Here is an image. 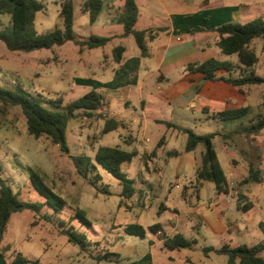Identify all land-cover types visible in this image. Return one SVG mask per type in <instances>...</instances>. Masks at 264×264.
Segmentation results:
<instances>
[{
    "label": "crops",
    "instance_id": "0c3cea01",
    "mask_svg": "<svg viewBox=\"0 0 264 264\" xmlns=\"http://www.w3.org/2000/svg\"><path fill=\"white\" fill-rule=\"evenodd\" d=\"M65 1L61 2V7ZM71 1L75 4L74 0ZM81 1L83 7L86 0ZM102 1V9L92 24L89 13H84L82 8L81 11L93 29L90 36L113 37L112 41L103 48L91 50L84 49L81 51L76 45L78 49L75 53L79 54L78 65L82 66L86 73V78L79 80L80 83L104 96L107 108L101 111L102 124L112 118L122 123L119 129L112 131L117 133L115 137L118 138V142L112 145L106 142L104 146L119 147L126 152H137L135 158L139 159V167L142 168L143 165H146V171L149 167L152 169L160 165V172H163L165 166L170 165L171 160L175 158L186 162L188 165L192 164L197 172L201 164L203 147L199 146L189 153L185 152V148L183 151L168 150L170 139L176 138L179 133L183 132L168 129L166 125L160 123V121H167L177 124L173 121L146 114V103L149 99H156L160 106H162L163 101L171 107L177 106L184 110L187 118H189V114L195 117L197 134L230 133L238 128L242 123H224L214 118V114L226 109L250 107L251 111L243 120V124H247L257 116L264 115V83L234 87L223 82H205L202 79V74H192L185 70L189 63L205 62L213 58L236 62L237 57L235 55L227 56L217 47L216 43L219 36L214 30L227 22L244 24L254 20L256 17L250 15L251 11L253 7L264 6V0H136L140 9V16L136 25L138 29L167 28L149 44L150 57H142L136 43L137 48L134 49L126 46L125 43L133 37H120L124 33V28L118 22L120 15L117 9L122 6L124 0ZM254 44H256L255 48ZM119 45L124 46L126 50L121 62L117 63L114 60L113 49ZM252 47L259 58L256 72L264 78V40H255ZM93 50L98 52L94 54ZM174 73H180L182 77L175 80L171 77ZM237 75L233 73V76ZM217 76L228 77L230 74L219 71ZM164 84L166 87L163 86ZM225 85L231 86L233 89ZM196 86L201 87L199 93L196 92ZM155 90L162 93L155 94ZM241 103L243 106L237 107ZM115 106H123L124 111L116 109ZM137 106L140 107V111ZM159 125H163L167 129V133L161 135L162 137H158L160 134L157 126ZM120 129L121 131H119ZM169 137L171 138L169 139ZM162 138H165V142L161 147H158ZM216 138L220 139L217 136L213 142ZM227 142L221 141L220 145L223 151L229 155V169L232 171L240 170V179L236 177L229 179L227 176L231 188L238 185L247 174L248 160L246 156L253 151L261 155V169L264 172V130L261 131L260 135L252 137H247L243 133H235ZM214 146L216 149L215 142ZM154 151H156L155 154H153ZM174 151L179 154L169 157L168 153ZM217 155L225 171L218 152ZM147 157L151 159L149 162ZM195 181L196 179L190 180L183 185L167 183L168 186L167 184L164 187L159 185L155 189L153 194L160 197L161 200L159 201L165 208L160 213L158 211V215L164 217L169 224V229L165 230L163 225L158 223L161 225L162 233L148 234L145 238L150 236L149 252L142 255L137 251L140 249L139 246L135 247L132 252L136 255V259L129 264H214L212 255L217 254L210 253L209 256H205L202 251L204 246L213 245L202 243L199 238L195 237V233L206 241L209 238L207 234L215 235L222 244L218 247L213 246L215 248H221L224 244H229L232 247L246 245L233 243V235L236 230L239 232L238 236L242 238L246 234H243L238 225L230 221L227 216L232 205H235L238 211L241 210L238 208V191L236 188L232 189L230 194L219 195L213 183L204 182L195 189ZM208 185L215 195V200L206 203L203 201V192ZM250 186L243 190L248 202H251L247 195ZM136 189L139 192L138 196H145L142 190L137 187ZM179 200H182L186 205L183 210L179 206ZM169 214L174 217L169 216ZM202 225L205 229L204 234L198 231ZM261 225L264 226V223ZM161 234L166 237L182 234L187 239H197L199 243L193 249H169L166 247L163 237H160ZM258 238L259 243L264 240L262 230ZM116 253L120 254L121 258L125 256L123 250L117 249ZM262 255L264 257V254ZM219 256L226 257L219 264H226L227 256ZM0 264H4L1 257Z\"/></svg>",
    "mask_w": 264,
    "mask_h": 264
},
{
    "label": "rangeland",
    "instance_id": "374dc122",
    "mask_svg": "<svg viewBox=\"0 0 264 264\" xmlns=\"http://www.w3.org/2000/svg\"><path fill=\"white\" fill-rule=\"evenodd\" d=\"M40 1L45 8L38 13L36 19L38 32L48 33L56 27H61L63 24L60 15L61 2L65 0ZM74 1L75 37L89 38L93 29L81 11L82 1ZM250 15L256 18L264 17V6L253 7ZM0 18L4 23L9 21V16H0ZM129 39L125 43L126 46L130 49L137 48L133 38ZM253 46L255 48L256 44ZM77 49L78 47L73 42H69L51 50H38L30 53L13 52L0 42V85L11 89L21 86L33 95L41 96L44 100L62 97L64 104L77 100L92 91L79 81L86 78V73L85 69L78 65L79 54L75 53ZM96 52L98 51L93 50L94 54ZM171 77L179 80L182 75L174 73ZM163 86L166 87V84ZM225 86L233 89L231 86ZM154 93L159 95L162 92L155 90ZM242 106L241 103L237 107ZM115 108L124 111L123 106H115ZM137 109L140 111L139 106ZM81 112L77 111V115L68 124L66 136L70 154H65L58 145L53 144L46 137L36 139L28 134L26 119L19 107L11 108L8 113L0 111V159L4 167L1 176L10 180L13 189L20 194L22 199L39 202L42 198L32 188L30 170L39 173L48 186L62 196L71 208L80 207L87 212L92 222L88 236L94 244L93 248L97 250L95 252H100L105 248H111L115 252L120 249L123 250L125 256L119 263H98L77 246L70 244L66 238L59 236L51 226L45 223L33 225L37 219L30 211H24L12 217L4 245H12L13 249L20 250L29 259L40 260V264H129L136 259V255L132 252L135 247L139 246L140 249L137 251L142 255L149 252L150 236L142 240L125 235L123 226L128 223H139L147 227L160 223L165 230H168L169 224L164 217L158 215L159 207L162 206L159 201L161 199L153 192L155 193L159 185L163 187L167 183L183 185L190 180H195L196 170L192 164L188 165L174 158L170 165L165 166L163 172H160V165L152 169L149 167L146 171V165L140 168L139 159L135 158L131 164H124L122 171L134 180L135 187L142 190L145 196L141 197L137 194L129 202L128 200L124 202L121 198L120 182L102 169L100 171L102 181H98L97 185L101 188L105 186L111 195L100 193L88 179L78 174L71 156L84 154L94 157L96 150L104 146L106 142L111 145L118 142V138L115 137L117 133L104 135L102 118L98 115L89 118L80 115ZM145 113L173 121L194 131L196 129L195 117L189 114L187 118L183 109L177 106L171 107L164 101L160 106L156 99H149ZM157 128L160 134L158 137L167 133L165 126L159 125ZM186 142L187 135L179 133L176 138L170 139L168 150L183 151ZM214 142L229 179H234V177L240 179V170L229 169L230 158L221 148V140L216 138ZM150 160V157H147V161ZM93 176L92 174V179ZM209 186L203 192V201L206 203L215 200V195ZM234 188H237V185ZM247 195L254 204V208L244 212L238 211L236 206L232 205L227 215L229 220L237 224L239 230L246 234L242 238L238 236L239 232L236 230L233 235L234 244L255 245L259 243L260 225L264 223V182L251 185L247 190ZM178 203L181 210L186 207L182 200ZM169 216L174 217L172 214ZM201 227L198 231L204 234L205 229L203 225ZM194 235L206 245L216 247L222 245L215 235L207 234L209 237L207 241L197 236V233ZM212 256L214 264H219L223 258H226L219 255Z\"/></svg>",
    "mask_w": 264,
    "mask_h": 264
},
{
    "label": "trees",
    "instance_id": "16d2710c",
    "mask_svg": "<svg viewBox=\"0 0 264 264\" xmlns=\"http://www.w3.org/2000/svg\"><path fill=\"white\" fill-rule=\"evenodd\" d=\"M102 6V0H86L84 2L82 11L89 13L91 24L97 19ZM44 8V4L39 0H0V16H9L7 23H4L0 18V42L10 51L30 53L38 50H51L69 42L79 46L81 51L98 49L105 47L113 39V37L95 35L89 38H76L74 34L75 9L71 0L65 1L61 7L60 15L63 26L56 27L48 33H39L36 29V14L43 11ZM117 10L120 15L118 22L124 28V33L120 37H133L140 49L141 56L150 57L149 44L167 28L138 29L136 25L140 16V9L136 0H124L122 6ZM214 31L219 36L216 43L217 47L227 56L235 55L237 61H222L213 58L205 62H193L187 64L186 72L202 74V79L205 82H223L234 87L264 83V78L256 72L259 58L252 47L255 40H264V18H256L244 24L227 22ZM125 50L126 48L122 45L113 49L115 62H121ZM219 71L228 72L230 76L218 77L217 72ZM233 73L238 75L233 76ZM200 90L201 87L196 86V92L199 93ZM14 107L21 109L30 136L36 139L46 137L53 144L58 145L65 154H70V146L66 136L67 127L71 119L77 115V111H82L80 115L89 118L94 115L102 117L101 111L107 108L104 96L97 91H90L79 99L64 104L62 97L44 100L41 96H35L21 86L11 89L0 85V111L8 113ZM250 111V107H243L226 109L214 114V118L224 123H242L230 133L197 134L192 129L184 128L172 122L160 121L168 129L187 134L185 152L189 153L199 146L203 147L201 164L196 172L195 189L204 182L213 183L219 195L230 194L231 190L234 189L231 188L228 177L223 170L213 140L219 136L223 143H228L227 141L235 133H243L247 137L260 135L261 131L264 130V115L257 116L247 124H243V120ZM121 126L122 123L114 118L106 120L103 134L115 131ZM164 142L165 138H162L158 147H161ZM155 153L156 151L153 154ZM178 154L177 151L168 153L169 157ZM136 156L137 152H126L119 147L100 146L94 157L83 154L71 156V158L79 175L88 179L100 193L111 195L105 186L101 188L97 185L98 181H102L101 169L108 172L120 182L123 201L128 200L129 202L133 196L139 195V192L134 185V180L127 177L122 171V165L131 163ZM246 158L248 171L236 188L238 191V208L243 211H249L253 208V203L248 202L243 193L244 188L264 181L261 155L253 151L247 154ZM3 170L4 167L0 159V257L4 264H40V260L29 259L21 251L13 249L12 245H4L12 217L24 211H30L36 217L37 221L33 225L45 223L51 226L59 236L66 238L70 244L77 246L94 261L119 263L120 254L111 248L95 252L97 250L93 248L94 244L88 236L92 222L84 209L80 207L71 208L67 201L55 193L44 178L34 170H30V183L42 200L39 202L24 200L13 189L10 180L1 176ZM92 174L94 175L93 179L91 178ZM164 210V206H160L159 213ZM123 227L126 235L140 239H145L148 234L162 233L161 225L158 223L148 227L138 223H129ZM260 227L264 234V226L261 225ZM160 237H163L165 245L169 249H193L199 243L197 239H187L182 234H176L173 237H166L161 234ZM202 251L205 256H209L210 253L227 256L226 264H264L262 255L264 254V240L253 246L232 247L229 244H224L221 248L204 246Z\"/></svg>",
    "mask_w": 264,
    "mask_h": 264
}]
</instances>
